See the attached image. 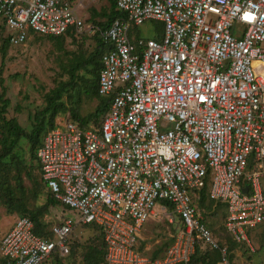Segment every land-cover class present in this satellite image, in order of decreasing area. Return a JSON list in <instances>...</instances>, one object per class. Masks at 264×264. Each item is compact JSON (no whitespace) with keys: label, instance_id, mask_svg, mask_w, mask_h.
Returning a JSON list of instances; mask_svg holds the SVG:
<instances>
[{"label":"built area","instance_id":"1","mask_svg":"<svg viewBox=\"0 0 264 264\" xmlns=\"http://www.w3.org/2000/svg\"><path fill=\"white\" fill-rule=\"evenodd\" d=\"M116 10L123 16L103 28L68 0H0L11 45L29 34L98 35L110 48L97 93L111 98L97 127L61 117L35 151L43 184L75 217L52 225L50 238L18 217L0 237V264L65 255L67 237L87 224L103 233L105 264H191L202 244L224 261L226 246L194 201L207 177L228 236L256 250L249 232L264 225V0H116ZM148 21L162 24L159 39L135 35ZM173 214L179 223L164 254H144V224H174Z\"/></svg>","mask_w":264,"mask_h":264},{"label":"rangeland","instance_id":"2","mask_svg":"<svg viewBox=\"0 0 264 264\" xmlns=\"http://www.w3.org/2000/svg\"><path fill=\"white\" fill-rule=\"evenodd\" d=\"M68 1L74 5L85 23L94 22L102 26L108 18L110 0ZM161 32L162 24L158 21H148L136 29V33L145 38L157 37ZM28 37L21 45L8 43L2 65L0 53V76L6 90L5 98L9 99L6 112L3 115L0 113V131L3 118H15L25 130L30 131L35 122V114L46 105L47 93L60 83L69 84L62 96L66 110L56 114L54 120L71 116L72 110L80 117H90L97 104L101 102V98L93 94L88 87L92 75L86 71L83 61L95 50L98 35L84 32L58 39L35 36V34H29ZM5 38L6 31L0 29V47ZM86 79L88 82L84 84ZM100 118L94 120L92 117L87 121L86 126L95 127ZM30 150L29 141L22 138L15 149L22 162H25V165L22 163L20 172H17L13 163L1 166L0 185L1 187L6 185L12 190V194L6 197L0 192V237L22 215L34 214L39 222L44 224V233L48 235L50 232L51 236H53L50 231L52 225L61 222L64 218L75 217L74 213L63 205L48 203L49 192L40 182L37 161L30 158ZM197 206L214 239L217 243L226 246L225 262L223 258L215 262L216 256L212 255L213 250L204 244L199 246L198 256L206 258L204 259L206 264H264V226L252 230L250 234L256 247L255 252L252 253L236 244L224 231L223 204L206 197L203 204L197 200ZM23 208L28 209L29 212H24ZM173 216L174 224L166 220H150L144 224L140 233V248L146 251L147 255L158 258L164 254L171 243L174 228L179 223V217L175 214ZM70 241H74V244L67 254L48 258L41 264H85L83 255L87 246L101 244L98 230L83 225L74 228ZM207 252L212 254L207 255Z\"/></svg>","mask_w":264,"mask_h":264},{"label":"trees","instance_id":"3","mask_svg":"<svg viewBox=\"0 0 264 264\" xmlns=\"http://www.w3.org/2000/svg\"><path fill=\"white\" fill-rule=\"evenodd\" d=\"M110 1H111V5H110L109 13H108V18H107L106 22H104L101 26L103 28L112 19H115L116 17L123 16L122 14H120L116 10V0H110ZM88 20H90V18ZM92 23H94V22H92ZM161 34H162V32L160 33V35H158L155 38L159 39ZM74 35H76V34H74L73 31H68V32H66L65 35L55 37V39H58V38H61L64 36H74ZM135 35L139 36L136 33V29H135ZM35 36H41V35L35 34ZM47 38H53V37L48 36ZM7 45H8V41L5 38L3 44L0 47V53L2 56L1 65L3 64V59H4L5 54H6V46ZM109 48H110L109 45L104 43L102 41V39L99 37V39L97 40V45H96L95 50L93 52H91V54L86 59H84V61H83V65L86 67V71L92 75V79L89 80L88 87H89V89H91L90 91L97 96H99L97 93V79H98V72L101 68V56ZM75 69L76 68H74V70ZM85 82H88V80L86 79L84 81V84H85ZM68 85L69 84H66V83H60L59 86L53 88L52 90L49 91V93H47L46 105L41 111H39L38 113L35 114V116H34L35 122L33 123L32 129L30 131L25 130L18 123V121L15 118H11V119L3 118V122L1 125V131H0V133H1V137H0V169H1V166L3 164L13 163L14 167L17 168V172H20V170H22L21 165H22V163H23V165H25V162L24 161L22 162V160L20 159L17 152H15V149L18 146V143L22 138L27 139L29 141L30 149H31L30 150V158L36 160L35 151H36L37 147H39V145L41 144L42 139H43L44 135L46 134V132L54 127V124H55L54 119H55L56 114L66 110L65 104L62 101V96L65 93L66 87ZM0 89H1L0 100L2 101V105L0 106V113H1V115H3V113L6 112V107L9 104V99L5 98L6 90H5V87L3 85V79L1 76H0ZM99 97L101 98L100 99L101 102L99 104H97L94 112L90 115V117H88V118L80 117L73 110H72V115L71 116L68 115V116L72 120H75L76 122H78L80 127H82V128L87 127L86 123L92 117L94 118V120H98V118L101 117L100 120L98 121V123L95 125V127H97L99 125L101 119H102V116L108 110V107H109L110 102H111L110 97H108V98L102 97V96H99ZM37 167H38V170L40 173V168H39L38 163H37ZM40 182L43 184V182L41 180V176H40ZM43 186L45 187L44 184H43ZM0 192H3L6 197H8L12 194V190L7 188L6 185L4 187H1V185H0ZM49 195H50L48 197V203L49 204L54 205V204L59 203L57 200H55L53 198V196L51 195L50 192H49ZM206 197L209 198V196H208V177L205 179L204 186L202 188H200L199 190L195 191V195H194L195 204L197 205V200L200 204H203ZM210 200L213 201L212 199H210ZM214 202H217V201H214ZM218 203H220V202H218ZM23 209H24V212H29L28 209H26V208H23ZM22 216H27L33 221L34 231L38 235L43 236V237H47V238L52 237L50 232L48 235L46 233H44V224L39 222V220L36 218V216L34 214L31 213L30 216H28V215H22ZM83 226L84 227L85 226L91 227V228L98 230V232L100 234V239H101L100 245H93L92 244V245L87 246L86 251L83 255V259L85 261V264H105V262L103 260L104 251H105L104 241H103V233H102L100 227L95 225V224H87V225H83ZM72 233H73V231L67 237V243L70 246V248L74 244V241L73 242L70 241L72 238ZM228 237L230 238V236H228ZM219 245H221V244H219ZM240 246H242V245H240ZM198 247H199L198 245L195 247L194 254L192 255V258H191V264H206V262L204 261V259H206V258L198 256ZM211 250H213V252H212L213 254L210 252H207L206 254L207 255L212 254V255L216 256L215 262L218 259L222 258V255H221L219 250H217V249H211ZM54 256H57L56 252H53L51 255V257H54Z\"/></svg>","mask_w":264,"mask_h":264},{"label":"crops","instance_id":"4","mask_svg":"<svg viewBox=\"0 0 264 264\" xmlns=\"http://www.w3.org/2000/svg\"><path fill=\"white\" fill-rule=\"evenodd\" d=\"M79 14V13H78ZM164 219V218H163ZM150 220H154V221H157L158 219H150ZM150 220H148V221H150ZM261 226H264V225H261ZM261 226H259V227H257V228H255V230H257L258 228H260ZM255 230H253V231H255ZM252 230L249 232V234H251V232H253ZM4 235V234H3ZM141 236V235H140ZM140 241H141V237H140V240H139V244H138V248L141 250L142 248H140ZM172 241V240H171ZM144 254H146L145 252L146 251H143V250H141ZM147 255V254H146Z\"/></svg>","mask_w":264,"mask_h":264},{"label":"water","instance_id":"5","mask_svg":"<svg viewBox=\"0 0 264 264\" xmlns=\"http://www.w3.org/2000/svg\"><path fill=\"white\" fill-rule=\"evenodd\" d=\"M243 191H244V192L247 191V187H244V188H243Z\"/></svg>","mask_w":264,"mask_h":264}]
</instances>
